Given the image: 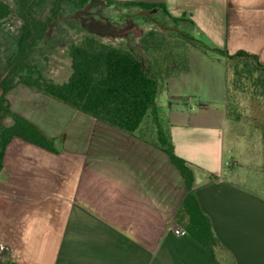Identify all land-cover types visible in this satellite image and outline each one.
I'll return each instance as SVG.
<instances>
[{"label":"crops","instance_id":"0c3cea01","mask_svg":"<svg viewBox=\"0 0 264 264\" xmlns=\"http://www.w3.org/2000/svg\"><path fill=\"white\" fill-rule=\"evenodd\" d=\"M122 1L164 4L168 17L188 19L191 34L211 48L254 54L264 65V0ZM164 90L179 101L164 114L175 151L190 164L226 251L213 255L175 233L185 231L174 216L186 184L162 149L15 84L12 110L53 138L57 152L19 138L7 146L0 247H10V264H264V197L242 181L226 58L190 44L187 68Z\"/></svg>","mask_w":264,"mask_h":264},{"label":"trees","instance_id":"16d2710c","mask_svg":"<svg viewBox=\"0 0 264 264\" xmlns=\"http://www.w3.org/2000/svg\"><path fill=\"white\" fill-rule=\"evenodd\" d=\"M91 1L54 0L49 15L43 19L38 11L45 9L47 0H17L16 10L0 0V22L14 18L22 22L14 40L13 53L0 73V91H3L0 96V172L4 168L7 146L14 138L57 152L53 138L47 137L34 123L12 110L8 95L15 84H23L162 149L186 184V193L175 213L174 222L213 255L225 252V247L214 233L210 217L198 200L192 168L176 153L169 125L164 124L161 116L157 99L160 88H164L167 78L171 76L165 70L167 58L162 48L165 38L161 31L152 29L140 39L143 52L150 56L148 64L128 45L107 43L95 34L84 35L79 41L68 45L71 74L63 83L47 78L32 62L33 53L44 41L50 25L58 19L62 5L68 3L83 9ZM104 1L119 11L138 8L145 12L143 18L146 20L148 12L152 13L160 7L168 16L161 3ZM169 18L175 23L180 22L179 18ZM181 36L188 44L226 58V109L230 118L235 116L239 120V114L235 115L239 109L236 96L248 94L264 98V65L256 55L244 51L230 55L211 48L193 34L181 33ZM186 68L187 54L182 70ZM148 116L152 119L145 121ZM4 119H10L11 124H3ZM216 178L210 177L211 180Z\"/></svg>","mask_w":264,"mask_h":264},{"label":"rangeland","instance_id":"374dc122","mask_svg":"<svg viewBox=\"0 0 264 264\" xmlns=\"http://www.w3.org/2000/svg\"><path fill=\"white\" fill-rule=\"evenodd\" d=\"M13 10L17 9V0H4ZM54 0H47L45 9L39 10V16L45 19L50 12ZM144 11L138 8L119 11L115 6L108 5L104 0H93L85 8L77 9L64 3L59 9V17L46 32L44 41L36 48L32 62L37 64L42 73L57 83L68 80L71 74V61L68 56V45L79 41L84 35L95 34L103 41L113 44H125L148 64L150 56L143 52L140 39L150 30L156 29L163 33V55H166L165 70L174 75L185 66L187 48L190 44L181 36L191 34L188 19L181 17L180 22H173L163 8L147 13L148 20L143 18ZM22 22L14 18L0 22V73L3 72L7 58L12 55L14 40L19 33ZM158 104L164 124L168 126L166 108L169 98L164 88H160ZM184 99L183 102H185ZM239 120L238 135L241 143L237 148L238 164L243 167L242 181L247 187L264 197V98L251 95L236 96ZM179 102V101H176ZM152 119L148 116L145 121ZM3 124H11L4 119ZM231 137L229 138V140ZM234 165V163L232 164ZM237 164L235 163V166ZM0 247V264H10L11 249Z\"/></svg>","mask_w":264,"mask_h":264},{"label":"built area","instance_id":"2783aa9c","mask_svg":"<svg viewBox=\"0 0 264 264\" xmlns=\"http://www.w3.org/2000/svg\"><path fill=\"white\" fill-rule=\"evenodd\" d=\"M175 233H176L177 235H184V234H186L185 231H182V230L179 229V228H176V229H175Z\"/></svg>","mask_w":264,"mask_h":264},{"label":"water","instance_id":"95a60500","mask_svg":"<svg viewBox=\"0 0 264 264\" xmlns=\"http://www.w3.org/2000/svg\"><path fill=\"white\" fill-rule=\"evenodd\" d=\"M3 94V91H0V96Z\"/></svg>","mask_w":264,"mask_h":264}]
</instances>
